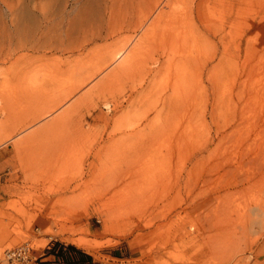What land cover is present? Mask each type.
<instances>
[{
	"label": "rangeland",
	"instance_id": "374dc122",
	"mask_svg": "<svg viewBox=\"0 0 264 264\" xmlns=\"http://www.w3.org/2000/svg\"><path fill=\"white\" fill-rule=\"evenodd\" d=\"M217 20L225 30L200 42L179 85L155 72V37L140 67L123 70L119 59L88 78L110 47L134 37L133 47L145 28L136 36L115 24L112 37L74 52L6 45L0 125L82 87L0 146V264L25 241L38 260L67 262L60 252L71 244L95 264L264 263L263 218L251 209L264 203V0L217 1ZM67 111L70 121L53 126Z\"/></svg>",
	"mask_w": 264,
	"mask_h": 264
},
{
	"label": "bare ground",
	"instance_id": "6f19581e",
	"mask_svg": "<svg viewBox=\"0 0 264 264\" xmlns=\"http://www.w3.org/2000/svg\"><path fill=\"white\" fill-rule=\"evenodd\" d=\"M179 1L49 0V5L46 6L45 3L42 4V0L41 3L40 0H0V58L4 55L7 58V55L10 54L8 52L10 49L7 52L3 51L6 45L9 47L16 45V48L22 50L56 49L74 52L84 48L88 42L112 37L115 32L117 33V29L114 28L115 24L118 26H116L118 30L124 27L128 28L127 26L131 27L136 32V36L140 30L145 28L133 47L130 44L134 43V37H125L110 47L107 52L109 59L88 74V78H94L119 59L122 62L118 67L121 69L124 67L123 70L140 67L142 49L150 38L155 37L159 39L163 51L162 58L158 57L155 60L159 65L155 72L174 73L176 78L174 84L179 85V81L185 79L189 67L199 60L198 55L193 52L197 51L200 42L209 39V36L214 33V29L225 30L224 21L220 22L218 19L219 23L213 21L214 24L210 21L214 3L223 0H188L184 7L177 8L175 4ZM138 12L139 14L143 12V14L138 18L137 16L134 18V15ZM113 25L114 30H112ZM16 48L15 50H19ZM101 54L103 55V52ZM147 71L150 72V70ZM117 73L116 70L111 74L115 75ZM120 74H122V71ZM80 87H82V82L79 80L78 83H75L66 91L52 95L49 101L46 100V109L31 107L25 113L7 117L0 125V129H2V132H0V146L16 139L21 130L32 126L45 114H50L56 108L58 109ZM176 95L178 94L176 93ZM84 97L75 102L74 108L83 102ZM69 110L71 111V109ZM58 119L59 122L53 126L68 123L71 114L67 111ZM54 121L57 122L55 119ZM33 136L34 134H30L25 138L18 139L19 141H15L16 152L23 149L28 143L27 141H30ZM122 174L124 177L129 175V169L123 171ZM251 209L254 213L262 215V223H264L263 201L258 205H254V207L252 206ZM255 223L261 225L260 222ZM73 243L85 248H90L92 245L91 242L82 237L74 239Z\"/></svg>",
	"mask_w": 264,
	"mask_h": 264
},
{
	"label": "built area",
	"instance_id": "2783aa9c",
	"mask_svg": "<svg viewBox=\"0 0 264 264\" xmlns=\"http://www.w3.org/2000/svg\"><path fill=\"white\" fill-rule=\"evenodd\" d=\"M1 264H65L61 260H44L32 257V246L29 241L8 248L4 252Z\"/></svg>",
	"mask_w": 264,
	"mask_h": 264
},
{
	"label": "trees",
	"instance_id": "16d2710c",
	"mask_svg": "<svg viewBox=\"0 0 264 264\" xmlns=\"http://www.w3.org/2000/svg\"><path fill=\"white\" fill-rule=\"evenodd\" d=\"M67 252L69 253V250L70 251H75L76 253H77V255H75V256H69V254L66 252V253H64V252H60L61 254H62V256L66 259V260H68L69 262H71L72 261V259H73V261H74V263H76V262H80V261H83V255H86L87 256V258L88 259H90V260H92V257L89 255V254H86V253H84L82 250H80L79 248H77L76 246H74V245H68V247H67ZM77 256L79 257V259L78 260H76L77 259Z\"/></svg>",
	"mask_w": 264,
	"mask_h": 264
},
{
	"label": "crops",
	"instance_id": "0c3cea01",
	"mask_svg": "<svg viewBox=\"0 0 264 264\" xmlns=\"http://www.w3.org/2000/svg\"><path fill=\"white\" fill-rule=\"evenodd\" d=\"M84 252V251H83ZM84 253H86V252H84ZM69 254L71 255V256H75V255H77V253L75 252V251H70L69 250ZM83 261H80V262H76V263H73V264H95V262H93L92 260H90V259H88L87 258V256L86 255H83ZM79 259V257L77 256V259L76 260H78ZM69 261H67V262H64L65 264H71V263H68Z\"/></svg>",
	"mask_w": 264,
	"mask_h": 264
}]
</instances>
